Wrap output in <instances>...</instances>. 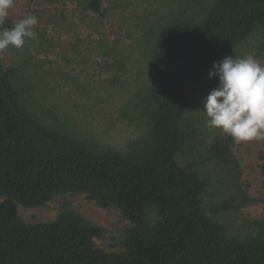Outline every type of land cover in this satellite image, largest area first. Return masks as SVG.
<instances>
[{
  "label": "trees",
  "instance_id": "trees-1",
  "mask_svg": "<svg viewBox=\"0 0 264 264\" xmlns=\"http://www.w3.org/2000/svg\"><path fill=\"white\" fill-rule=\"evenodd\" d=\"M183 2L187 9L161 16L156 27L146 65L150 82L132 100L143 135L123 150L69 131L57 117V128L37 120L21 104L15 71L0 66V264H264V222L254 237L227 236L202 204L211 180L178 162L198 135L186 118L193 84L253 33L264 34V0ZM68 3L75 12H105L102 0L61 2ZM232 142L216 136L207 154L238 180ZM65 193L120 212L128 222L120 251L99 248L103 228L73 210L48 222L20 218L17 205L40 207Z\"/></svg>",
  "mask_w": 264,
  "mask_h": 264
},
{
  "label": "rangeland",
  "instance_id": "rangeland-1",
  "mask_svg": "<svg viewBox=\"0 0 264 264\" xmlns=\"http://www.w3.org/2000/svg\"><path fill=\"white\" fill-rule=\"evenodd\" d=\"M62 1L15 0L0 30L31 14L38 17L34 28L37 35L26 39L21 49L10 46L0 51V66L15 71L13 79L21 104L37 120L57 128V117L69 131L77 130V134L83 133L101 145L123 150L143 135V119L132 100L150 82L146 65L156 46V27L161 16L187 9V2L102 0L105 12L99 17L75 12L74 5L64 7ZM249 54L264 64L261 31L230 55L243 58ZM210 69L202 72L188 95L186 118L198 129V135L193 144L182 148L178 162L211 180L202 202L207 215L224 226L227 236L245 240L256 236V224L264 222V180L259 169L261 158L264 161V141L233 140L231 151L241 172L238 180L210 160L207 148L213 138L228 136L209 129L202 112L203 98L218 86L217 78H208ZM243 193L250 198L244 203ZM223 202L225 210L220 209ZM62 209L73 210L103 228V237L96 239L99 248L121 250L128 222L115 208H101L84 195L73 193L56 195L40 207L17 205L26 223L52 221Z\"/></svg>",
  "mask_w": 264,
  "mask_h": 264
},
{
  "label": "clouds",
  "instance_id": "clouds-1",
  "mask_svg": "<svg viewBox=\"0 0 264 264\" xmlns=\"http://www.w3.org/2000/svg\"><path fill=\"white\" fill-rule=\"evenodd\" d=\"M14 4L15 0H0V26ZM37 23L38 17L29 14L0 30V51L10 46L21 49L26 39H35ZM208 78H217L218 86L203 98L207 127L236 143L264 141V64L252 54L243 58L228 55L213 62Z\"/></svg>",
  "mask_w": 264,
  "mask_h": 264
}]
</instances>
